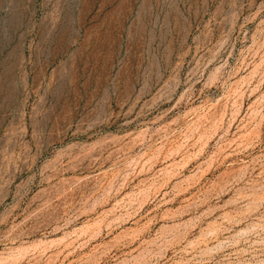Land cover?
Returning <instances> with one entry per match:
<instances>
[{"label": "rangeland", "instance_id": "1", "mask_svg": "<svg viewBox=\"0 0 264 264\" xmlns=\"http://www.w3.org/2000/svg\"><path fill=\"white\" fill-rule=\"evenodd\" d=\"M0 264H264V0H0Z\"/></svg>", "mask_w": 264, "mask_h": 264}]
</instances>
